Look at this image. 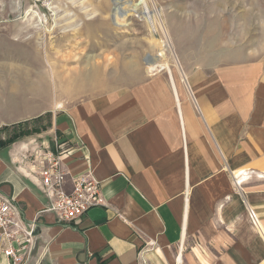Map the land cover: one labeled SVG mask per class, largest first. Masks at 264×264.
Listing matches in <instances>:
<instances>
[{
    "label": "crops",
    "instance_id": "obj_1",
    "mask_svg": "<svg viewBox=\"0 0 264 264\" xmlns=\"http://www.w3.org/2000/svg\"><path fill=\"white\" fill-rule=\"evenodd\" d=\"M8 3L0 42L30 40ZM207 54L187 62L179 50L178 66L63 108L59 99L43 108L31 65L0 67V191L25 221L41 214V264H264V54ZM55 137L71 176L92 172L105 202L70 226L19 168Z\"/></svg>",
    "mask_w": 264,
    "mask_h": 264
},
{
    "label": "rangeland",
    "instance_id": "obj_2",
    "mask_svg": "<svg viewBox=\"0 0 264 264\" xmlns=\"http://www.w3.org/2000/svg\"><path fill=\"white\" fill-rule=\"evenodd\" d=\"M121 1L9 0L11 18L27 21L22 26H30L31 39L19 42L17 34L16 44L0 42V67L31 65L33 81L42 77L43 108L50 99L63 108L167 69H149L162 23L177 60L170 51L168 59L160 57L169 67L228 47L264 54V0H146L152 13H144L145 3L134 7L140 0ZM117 8L123 19L113 15ZM179 50L184 57L178 59ZM49 122L43 116L39 126Z\"/></svg>",
    "mask_w": 264,
    "mask_h": 264
},
{
    "label": "built area",
    "instance_id": "obj_3",
    "mask_svg": "<svg viewBox=\"0 0 264 264\" xmlns=\"http://www.w3.org/2000/svg\"><path fill=\"white\" fill-rule=\"evenodd\" d=\"M68 151L66 144L55 137L52 147L42 144L27 150L19 163L23 175L48 199L46 211L64 226L74 224L91 208L105 205L92 172L71 176L64 163ZM40 215L30 223L25 221L17 203L0 191V264L3 259L5 264L43 262V253L37 257Z\"/></svg>",
    "mask_w": 264,
    "mask_h": 264
},
{
    "label": "bare ground",
    "instance_id": "obj_4",
    "mask_svg": "<svg viewBox=\"0 0 264 264\" xmlns=\"http://www.w3.org/2000/svg\"><path fill=\"white\" fill-rule=\"evenodd\" d=\"M117 2H118V5H121V3H123L121 0H116ZM145 1V2H144ZM143 3H145V5H146V10H145V12L144 13H152L151 12V9L149 8V6H147V2H146V0H140V2L139 3H137L136 5H134V7L136 8L137 6H141V5H143ZM122 9V8H121ZM121 9H119V8H117L116 10H114V12H113V15L116 17V19H120V18H122V15H121V13H120V11H121ZM19 10V9H18ZM158 16H160V15H158ZM124 17V16H123ZM146 17V16H145ZM155 17H157V16H155ZM123 19V18H122ZM147 19V18H146ZM158 19V18H157ZM157 19H156V21H157ZM124 20H125V18H124ZM160 21V20H159ZM118 23V22H117ZM161 26H162V34H163V37L161 38V37H158V38H156V40L154 41V46H156V47H160V50H159V52H158V54H157V56H155L154 58H153V60L152 61H150L149 63H150V70L152 71L153 69H155V68H157L158 66L159 67H163V68H170L169 67V64L168 63H164V64H160V57L161 58H166L167 57V54H168V52L170 51L171 53H172V55H173V57L175 58L174 60L176 61L175 63H177V60H176V57H175V53H174V50H173V47H172V45H171V40H170V37H169V35H168V32H167V30L165 29V27H164V25H163V23L161 24ZM167 59H168V57H167ZM179 68V67H178ZM156 70V69H155Z\"/></svg>",
    "mask_w": 264,
    "mask_h": 264
},
{
    "label": "trees",
    "instance_id": "obj_5",
    "mask_svg": "<svg viewBox=\"0 0 264 264\" xmlns=\"http://www.w3.org/2000/svg\"><path fill=\"white\" fill-rule=\"evenodd\" d=\"M37 131L33 130L31 132L28 131H20L19 134L14 135L12 138H10L7 142H5V145H9V144H13L16 140H18L19 138L23 137V136H27V135H31L33 133H35Z\"/></svg>",
    "mask_w": 264,
    "mask_h": 264
}]
</instances>
